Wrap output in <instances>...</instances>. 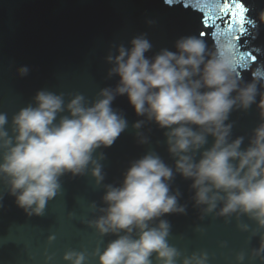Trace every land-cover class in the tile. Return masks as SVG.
Returning <instances> with one entry per match:
<instances>
[{
	"label": "clouds",
	"instance_id": "9594fccd",
	"mask_svg": "<svg viewBox=\"0 0 264 264\" xmlns=\"http://www.w3.org/2000/svg\"><path fill=\"white\" fill-rule=\"evenodd\" d=\"M152 47L146 34L134 36L127 47L119 45L107 57L113 65L109 76L118 77L117 84L101 89L91 102L76 93L66 103L64 93L39 90L10 121L0 112V200L7 194L26 215L41 216L64 176L90 174L99 186L104 174L93 153L111 147L128 127L112 107L117 96H126L138 117L165 130L174 167L149 152L131 163L119 185H104L102 206L91 205L99 215L88 223L99 236L116 238L91 252L96 264H208L207 252L183 255L169 243L171 224L165 217L185 213L180 193L172 189L175 175L191 181L193 199L205 206L204 214L219 205L216 215L226 221L233 214L253 221L259 244L251 259L264 264V122L253 129L245 148L243 137L230 140L232 125L226 123L236 105L248 109L252 104L264 121V92L258 88L264 82V63L241 86V58L227 37L209 49L200 37L183 36L175 51L164 48L147 56ZM27 71L19 69L22 76ZM141 124L138 120L133 127ZM209 136L212 143L205 147ZM62 259L88 264V255L74 249ZM244 260V253H238L237 264Z\"/></svg>",
	"mask_w": 264,
	"mask_h": 264
},
{
	"label": "water",
	"instance_id": "95a60500",
	"mask_svg": "<svg viewBox=\"0 0 264 264\" xmlns=\"http://www.w3.org/2000/svg\"><path fill=\"white\" fill-rule=\"evenodd\" d=\"M243 2L256 25L246 26L248 35L239 41L241 51H259H253L257 59L249 61L247 69L237 67L243 78L241 86L251 81L252 69L264 63V22L260 21L264 0ZM182 4L183 0H173L172 6L164 0H0V112L6 113L10 121L39 90L64 93L66 103L76 93L91 102L101 89L116 86L118 77L109 76L113 65L107 57L115 55L119 45L127 47L134 36L146 34L153 45L146 55L153 56L164 48L175 51L180 37H200L201 31H212L203 28L200 13ZM203 40L209 49L216 42L210 36ZM22 67L28 70L23 76L19 72ZM258 88L264 92V82ZM259 100L257 96V103ZM112 107L127 119L128 127L111 147H101L93 153L104 174L99 186L90 174L64 176L61 190L47 203L41 216L26 215L13 197L3 195L0 264H66L62 257L70 249L84 251L88 264H96L91 252L97 247L103 250L116 238L99 236L88 223L99 215L91 205L102 206L104 185H119L131 163L149 152L174 167L165 130L146 117H138L126 96H117ZM138 120L141 126L133 127ZM262 122L257 104L248 109L236 105L226 121L232 125L230 140L243 137L241 148L247 147L253 129ZM208 141L205 147L211 145L212 137ZM190 184L180 175L172 181L185 213L165 217L171 224L169 243L183 255L207 252L208 264H237L238 253H244V264H260L258 258L251 259L252 249L259 244V236L253 235L255 223L235 214L226 221L216 215L219 205L214 212L204 214L205 206L195 204ZM49 237L54 239L49 241Z\"/></svg>",
	"mask_w": 264,
	"mask_h": 264
},
{
	"label": "snow or ice",
	"instance_id": "6c2138e0",
	"mask_svg": "<svg viewBox=\"0 0 264 264\" xmlns=\"http://www.w3.org/2000/svg\"><path fill=\"white\" fill-rule=\"evenodd\" d=\"M164 2L172 6L173 0H164ZM184 8H191L193 11L200 13V22L204 29H212L211 32L201 31L200 38L210 36L213 39L227 37L235 44L240 58V67L247 69L250 64L257 59L253 55V51H241L242 45L239 41L248 35L247 25H252V20L248 16L249 9L243 0H183ZM247 41H245V44Z\"/></svg>",
	"mask_w": 264,
	"mask_h": 264
}]
</instances>
